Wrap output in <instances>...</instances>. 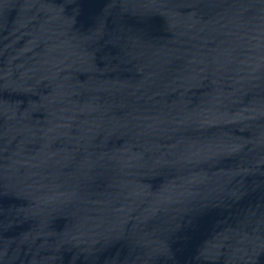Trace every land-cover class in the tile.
<instances>
[{
	"label": "water",
	"instance_id": "95a60500",
	"mask_svg": "<svg viewBox=\"0 0 264 264\" xmlns=\"http://www.w3.org/2000/svg\"><path fill=\"white\" fill-rule=\"evenodd\" d=\"M0 264H264V0H0Z\"/></svg>",
	"mask_w": 264,
	"mask_h": 264
}]
</instances>
